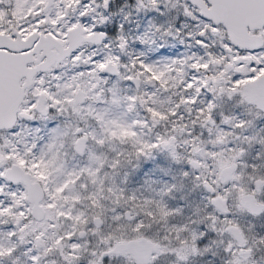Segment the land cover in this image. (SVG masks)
I'll use <instances>...</instances> for the list:
<instances>
[{"label":"snow or ice","instance_id":"6c2138e0","mask_svg":"<svg viewBox=\"0 0 264 264\" xmlns=\"http://www.w3.org/2000/svg\"><path fill=\"white\" fill-rule=\"evenodd\" d=\"M0 264H264V0H0Z\"/></svg>","mask_w":264,"mask_h":264}]
</instances>
